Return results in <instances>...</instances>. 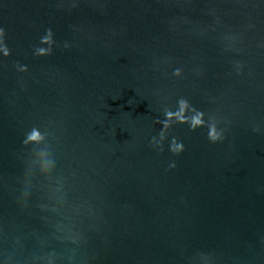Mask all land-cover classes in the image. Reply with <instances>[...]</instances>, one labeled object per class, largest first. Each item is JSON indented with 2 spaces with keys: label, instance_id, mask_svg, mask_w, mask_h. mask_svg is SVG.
Instances as JSON below:
<instances>
[{
  "label": "water",
  "instance_id": "95a60500",
  "mask_svg": "<svg viewBox=\"0 0 264 264\" xmlns=\"http://www.w3.org/2000/svg\"><path fill=\"white\" fill-rule=\"evenodd\" d=\"M0 264H264V0H0Z\"/></svg>",
  "mask_w": 264,
  "mask_h": 264
},
{
  "label": "clouds",
  "instance_id": "9594fccd",
  "mask_svg": "<svg viewBox=\"0 0 264 264\" xmlns=\"http://www.w3.org/2000/svg\"><path fill=\"white\" fill-rule=\"evenodd\" d=\"M177 74H178V70H177ZM167 115V114H166ZM37 133H35V131L33 132L32 136L30 137V139H34L36 137ZM212 139L215 140L216 137L212 136ZM183 150L182 145L176 143L175 147L171 148V151L175 154H178L179 152H181Z\"/></svg>",
  "mask_w": 264,
  "mask_h": 264
}]
</instances>
